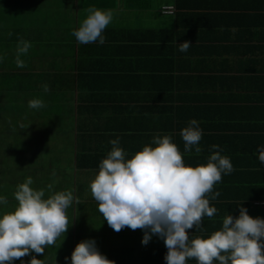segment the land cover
Segmentation results:
<instances>
[{
    "label": "crops",
    "instance_id": "crops-1",
    "mask_svg": "<svg viewBox=\"0 0 264 264\" xmlns=\"http://www.w3.org/2000/svg\"><path fill=\"white\" fill-rule=\"evenodd\" d=\"M13 1H1V25L19 28L18 34L27 31L0 38V44L14 46L16 53L22 37L32 47L23 56L26 67H17L7 50L9 66L5 61L1 70L15 75L19 84L33 82L30 86L37 85L41 99L40 86H52L45 92L48 100L42 99L45 107L33 109L26 102L18 110L35 118L16 116L18 123L8 124L13 125L11 132L22 131L26 138L9 149H25L29 157L18 166L23 178L19 173L14 184L31 177V187L44 189L45 199L71 190L80 201L67 210L72 225L65 238L59 237L43 254L23 257V264L33 255L43 264H71L72 251L85 239H94L115 264H166L162 239L153 235L145 246L142 230L115 232L91 195L89 184L114 139L126 159L151 144L155 135L169 133L186 166L206 164L219 150L211 148L214 144L230 158L235 170L214 185L216 199L207 197L217 213L205 217L200 230H189L190 238H208L220 230L225 216L239 215L241 203L250 216L264 218V164L258 159V146L264 145V0H58L48 14L50 0H41L19 17L13 15L19 12ZM162 5H173L175 13H161ZM91 7L114 13L103 45L80 44L71 34ZM184 41L193 46L180 52L178 44ZM23 87L20 92L26 91ZM16 103L19 108L23 102ZM192 119L203 132L200 154L195 148L185 152L180 136ZM29 120L37 125L34 132L24 127ZM56 120L60 129L51 125ZM258 163L263 171L255 167ZM248 178L253 185L246 183ZM186 264L197 262L189 259Z\"/></svg>",
    "mask_w": 264,
    "mask_h": 264
},
{
    "label": "clouds",
    "instance_id": "clouds-1",
    "mask_svg": "<svg viewBox=\"0 0 264 264\" xmlns=\"http://www.w3.org/2000/svg\"><path fill=\"white\" fill-rule=\"evenodd\" d=\"M87 13V18L71 34L80 44L98 41L103 45V32L114 13L95 7L88 8ZM192 46L184 41L178 44V50L187 52ZM31 47L29 41L18 39L17 67L27 66L20 57ZM3 59L0 55V62ZM42 87L44 92L50 90L47 84ZM28 106L39 109L45 104L42 99L34 98ZM202 135L198 121L190 120L180 131L184 151L195 148L200 154ZM110 144L112 149L99 163L98 173L89 187L98 211L111 229L117 233L125 228L142 230L141 243L145 246L153 235L159 237L167 248L166 264H186L189 259H195L197 264L217 261L219 264H264V218L250 216L242 203L239 215L225 216L220 230L208 238H190L189 230H200L204 218H212L217 213L207 198L211 195L214 200L219 196V192L213 194L214 185L222 181L223 174L235 170L230 158L221 155L219 145H211L212 149L219 150L207 158L206 164L193 167L185 165L170 133L155 135L151 144L144 145L131 159H126L127 153L119 146L118 139L111 140ZM258 153V159L264 164V145L258 146ZM33 183L27 177L17 185L14 192L17 207L0 217V264H14L18 259L23 264V257L33 252L43 254L59 237L65 238L72 225L67 210L74 202L79 205V198L71 190H65L45 199V190L34 189ZM7 203V198L0 196V204ZM70 259L71 264H115L99 251L94 239L77 243ZM28 264H43V261L33 255Z\"/></svg>",
    "mask_w": 264,
    "mask_h": 264
},
{
    "label": "rangeland",
    "instance_id": "rangeland-1",
    "mask_svg": "<svg viewBox=\"0 0 264 264\" xmlns=\"http://www.w3.org/2000/svg\"><path fill=\"white\" fill-rule=\"evenodd\" d=\"M1 1L2 0H0V2ZM55 1L59 2L58 0H50V2L47 3V5H46L47 14L49 13V11L51 9V4H54ZM55 11L52 13L53 16L55 15ZM11 31H12V29H9L7 27L3 28L2 30H0V38L1 39L8 38ZM0 45H3V44H0ZM7 50L9 52L10 51L11 52L9 53ZM6 51L9 53L8 56H10V54L13 56H16L14 46L11 45V47H9V49L3 48V46H0V53H1V55H3V57H8L6 54ZM23 56H25V55H21L20 59L24 61L25 58ZM9 59L10 58H6L2 62H0V68L1 69H4L6 67V65H4L2 63H4L5 61L7 62ZM6 62H5V64H7V67H8L9 63L8 62L6 63ZM0 80H2V78H0ZM52 85L56 86L55 83H53ZM40 87H42V86H40ZM40 90H42V93L44 94V97H42V99L48 100L46 97L47 94H45L43 87ZM27 95H29V93H27V91L17 92V94L13 93L12 99L18 100V103H19V100H24L26 97H28ZM51 101L55 102L54 97L51 99ZM28 114L29 113L27 111H25L22 114V112L20 113L18 111V109H11L8 112L6 110H5V112L0 111V118L4 117V121L7 124H17L19 120H18V118H14L16 116L35 118V116L33 114H30V115H28ZM11 117H13L14 119H11ZM31 121H33V120H29L26 125L23 124V125H18V126H24L25 125L24 127L28 128L30 131L34 132V130H32V129L35 128V130H36L37 125L35 122L32 123ZM51 125H54L55 127L59 126V129H60L61 128V121L60 120H56L55 122L51 121ZM4 129H5V126H2L0 123V141H2L3 145H6L8 142H10V144H8L7 147L3 146L0 143V196H5L7 194L9 196V199H8L7 204H2V207H0V217H2V215L6 212L14 211L15 208L17 207L18 202L14 198V192L16 191L17 183L16 184H14V183L17 181V179L23 178L22 171H19L20 168L18 166H21V165L27 163V161L29 160V157H26V153H25L26 150L25 149H22L23 151L19 147L13 148L11 150L9 149L10 147H15V145H16L15 141L22 143L23 142L22 140L26 139L25 136H23L24 132L22 133V131H19L17 133V132H11V129H7V128L5 130ZM15 134H16V136H15ZM6 141H8V142H6ZM21 143L19 145H21ZM19 173H21V175L18 178ZM58 241L59 240H57V242ZM66 242H67V239H66ZM64 243H65V241L62 240V244H64Z\"/></svg>",
    "mask_w": 264,
    "mask_h": 264
},
{
    "label": "trees",
    "instance_id": "trees-1",
    "mask_svg": "<svg viewBox=\"0 0 264 264\" xmlns=\"http://www.w3.org/2000/svg\"><path fill=\"white\" fill-rule=\"evenodd\" d=\"M40 2H41V0H14L13 3L15 4V8H17L15 10H18L19 9V12L16 11V12H14L13 15L16 16V17H19L21 15L26 16L29 13H27L25 11L27 10L28 12H30L31 8H33L34 5H37ZM1 3L2 2H0V4ZM21 10H22V12H21ZM160 12H161V9H160ZM3 15H5V13H1L0 12V18ZM1 24L2 23L0 22V30H2L3 28H5ZM19 30H20L19 28L12 29L11 36L14 37V38L15 37L23 36L24 31L26 29H23V31L21 30L22 31V34H21V32L18 34ZM0 46H4V44L3 45H0ZM0 55H1V53H0ZM0 78H2V80H0V111L5 112V110H6L8 112L11 109H18V110H20V108L22 109V107H24L26 105L25 104L26 102L28 104V102L30 100L34 99V98L41 99V97L39 96V93H38L39 91L37 90V85L33 84V86H30L31 83H33V82L28 81V83H23L24 80H22L21 83L19 84L17 82V80H16L17 78H16L15 75L14 76H10V73L9 72H7L5 70H1V68H0ZM53 82H54V80H53ZM22 86H24L23 89L26 90L27 93H29V95H27L28 97H26L24 100H19V102H23V103H20V105H19L20 107L19 108H16L14 106H16L15 104H17L16 102L18 100L12 99L13 98V93H16L17 94V92H20L19 87H22ZM50 86L51 85H49V87ZM15 88H16L17 92L14 91ZM0 123H1L2 126H5V129L6 128L7 129H12V126H9L7 123H5L4 117L0 118ZM242 142L247 143V140L243 139ZM0 143L3 145L2 141H0ZM255 167H257V169H259V170H262V167H261V165L259 163H258V166H255ZM251 181H253V179L252 178H248V181L246 183L253 185V182H251ZM262 184L264 185V183H262Z\"/></svg>",
    "mask_w": 264,
    "mask_h": 264
},
{
    "label": "built area",
    "instance_id": "built-area-1",
    "mask_svg": "<svg viewBox=\"0 0 264 264\" xmlns=\"http://www.w3.org/2000/svg\"><path fill=\"white\" fill-rule=\"evenodd\" d=\"M160 9L163 14H173L175 12V8L172 5H162Z\"/></svg>",
    "mask_w": 264,
    "mask_h": 264
}]
</instances>
